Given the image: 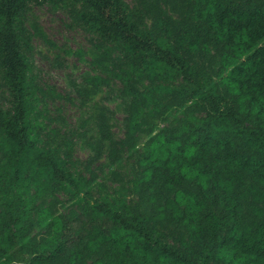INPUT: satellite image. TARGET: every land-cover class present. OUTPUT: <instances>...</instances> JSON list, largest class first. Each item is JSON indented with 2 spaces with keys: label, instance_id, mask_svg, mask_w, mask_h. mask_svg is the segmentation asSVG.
<instances>
[{
  "label": "trees",
  "instance_id": "obj_1",
  "mask_svg": "<svg viewBox=\"0 0 264 264\" xmlns=\"http://www.w3.org/2000/svg\"><path fill=\"white\" fill-rule=\"evenodd\" d=\"M42 1L0 0V79L9 101L0 106V264H264V0H175L177 20L155 8L149 27L145 0L136 8L60 0L171 100H152L122 78L130 95L152 100L159 115L185 114L141 150L138 108L123 138L98 126L112 164L131 157L136 202L94 199L72 168L71 146L62 156L40 145L24 19ZM205 56L216 70L199 63ZM192 106L199 116L188 113ZM53 188L72 202L66 216L44 206ZM34 226L41 231L31 235Z\"/></svg>",
  "mask_w": 264,
  "mask_h": 264
},
{
  "label": "rangeland",
  "instance_id": "obj_2",
  "mask_svg": "<svg viewBox=\"0 0 264 264\" xmlns=\"http://www.w3.org/2000/svg\"><path fill=\"white\" fill-rule=\"evenodd\" d=\"M123 1L131 8L139 4V0ZM145 3L150 10L146 26H150L155 8L177 20L175 0H145ZM76 12L77 8L68 1L43 0L30 4L25 15L24 28L29 35L26 56L29 79L34 86L35 131L40 145L62 156L71 146L72 168L88 181V190L94 199L122 196L126 201L136 202L131 184L132 159L123 153L121 161L112 164L106 157L108 144L100 140L98 126L106 124L114 139L123 138L128 117L138 108L141 126L135 138L136 148L141 150L150 134L170 127L175 117L183 118L185 114L159 109L162 113L159 115L152 110V100L161 103L171 100L169 94L151 90L159 81H150L131 71L111 45L102 43L82 27ZM199 63L216 70L207 56L200 58ZM122 78L137 91L148 89L152 100L135 99L127 92ZM0 106L9 107L1 79ZM188 113L200 115L194 106ZM43 200L45 207L53 205L54 215L66 216L73 207L67 193L57 188L46 193ZM40 231L34 226L31 235ZM163 231L174 234L173 230Z\"/></svg>",
  "mask_w": 264,
  "mask_h": 264
}]
</instances>
